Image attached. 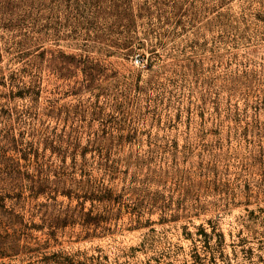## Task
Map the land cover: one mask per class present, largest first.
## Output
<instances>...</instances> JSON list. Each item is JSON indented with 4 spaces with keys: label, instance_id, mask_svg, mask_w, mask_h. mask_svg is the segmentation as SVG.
<instances>
[{
    "label": "rangeland",
    "instance_id": "374dc122",
    "mask_svg": "<svg viewBox=\"0 0 264 264\" xmlns=\"http://www.w3.org/2000/svg\"><path fill=\"white\" fill-rule=\"evenodd\" d=\"M0 264H264V0H0Z\"/></svg>",
    "mask_w": 264,
    "mask_h": 264
}]
</instances>
